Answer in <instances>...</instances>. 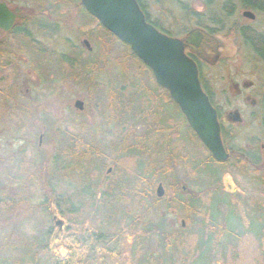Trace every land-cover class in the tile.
<instances>
[{
    "label": "rangeland",
    "instance_id": "1",
    "mask_svg": "<svg viewBox=\"0 0 264 264\" xmlns=\"http://www.w3.org/2000/svg\"><path fill=\"white\" fill-rule=\"evenodd\" d=\"M205 1L141 0L150 18L176 37H182L188 28L195 25L192 19L184 15L180 6L184 3L196 12L216 15L227 26L235 23L238 26L250 24L259 30L264 28V13L256 15L254 21L243 18L237 0H231L235 7L229 17L224 15L221 8L224 0H210L209 11L204 10ZM27 4L30 41L33 37L38 44L29 45L25 56L22 51H16L19 57L17 63L8 66L13 67L14 72L8 69V81L6 79L0 84V256L12 259L14 264H20L15 260L19 259L21 251L28 244H37L42 239L44 244L48 242L50 235L46 234L47 230L54 231L56 235L63 231L62 227H52L53 222H57L52 213L56 212L53 207H45L44 200L48 198L46 187L59 184L73 191L80 188L77 183L83 179H80L79 170L73 171L70 167L71 157L67 153L72 147L62 144L67 139L62 140L64 133L79 134L86 141L85 146L88 149L93 146L98 155L100 148L105 151L107 164L102 171L111 177L113 184L117 180L115 175L124 168V161L129 159L123 157V165L120 161L115 167L122 144L118 143L115 151L109 150L114 136L110 127L112 123L116 125L118 112L121 113L119 118L126 123L122 130L127 136V144H134L133 140L137 139L141 143L151 132L142 121L136 125L133 123L136 120L126 121L124 110L118 109L116 114L108 107L109 103L105 106V100L109 101L110 97L112 73L123 74L126 81L132 84L146 88L151 86L147 71L131 57L127 47L106 35L98 28L96 21L89 20L81 10L79 0H27ZM50 27L55 30L52 31ZM222 36L226 43L219 61L215 65L200 66L203 79L225 122L228 111L239 112L240 121L233 122L227 141L232 147L251 152L253 166L261 170L254 172L245 165L239 166L223 176V189L247 190L263 195L264 130L260 125L261 109L257 103L252 105L251 101L258 98V93L264 87V65L256 61L251 50L237 36L233 38L225 30H222ZM83 40L87 41L88 46L82 44ZM72 52L78 54L76 59ZM45 56H51V59ZM5 76L6 71L0 74V77ZM249 82H253L254 88L244 89V84ZM77 99L83 103L82 110L74 108ZM150 101L152 103L151 95ZM162 111L163 117H169V105H164ZM161 125L163 128L156 135L169 138V120ZM183 125L177 123V128L183 130ZM156 144L151 140L150 146L157 152L142 154L139 159L128 162L127 166H136L137 169L139 161L140 177H136L135 170V176L132 179L126 177V187H122V191L125 190L122 198L126 200L123 207L132 219L128 229L121 233V244L126 247L132 243L141 246L150 264H158L155 259L159 258L162 248L161 241L155 234L149 233L148 228L151 226L156 230L160 227L166 233L168 230L184 229L190 223L184 210L174 206L171 201L175 197L174 188L169 185L171 179L164 177L169 173L163 172V176L155 180L141 178L143 172L156 173L157 157L162 158L160 163L163 168L168 164L166 160L164 163L165 147ZM61 145L65 148L61 149ZM20 151L26 154L27 160V167L21 170L23 172L14 171L15 160L9 162V157L16 156L15 153L19 154ZM55 156V163H51ZM45 170H50L52 175H43ZM175 172L178 187L194 195L195 190L187 184L180 161ZM159 183L165 194L160 199L155 195ZM136 191L140 195H136ZM125 248L122 247V254L126 253ZM62 250L59 249L63 253ZM137 252V255H141V251ZM48 254L41 252L35 263L49 264L51 256L49 254L48 257ZM240 260L236 264H249L243 256H240ZM25 262H28V258Z\"/></svg>",
    "mask_w": 264,
    "mask_h": 264
},
{
    "label": "trees",
    "instance_id": "2",
    "mask_svg": "<svg viewBox=\"0 0 264 264\" xmlns=\"http://www.w3.org/2000/svg\"><path fill=\"white\" fill-rule=\"evenodd\" d=\"M137 3L148 22L161 32L174 36L150 18L141 0H137ZM237 3L241 9L264 10V0H237ZM210 4L211 1L206 0L204 10L209 11ZM180 6L184 15L192 19L196 25L208 27L218 23L216 15L196 12L185 3ZM234 7L231 0H224L221 8L226 16L234 11ZM81 10L89 20L96 21L82 6ZM97 25L106 35L119 41L101 25ZM246 42L255 46L258 51L263 48L261 43H254L250 39H246ZM123 45L127 47L131 57L138 60L147 71L151 86L146 88L139 84H132L126 81L123 74L112 73L110 97L109 101L105 100V106L109 103L108 107H111L116 114L118 109L119 111L124 110L126 121L136 120L133 121L135 125L142 121L147 124L151 132L147 133L143 142L140 143V139H137V141L133 140L134 144H127L125 141L127 136L122 130V126L126 123L125 120L119 118L121 113L118 112L116 125L112 123L110 127L111 131L113 129L114 136L111 139L109 150L115 151L118 143L122 144L119 146L121 153L115 162V167L120 161L123 165V157L129 159L124 161V168H121L119 174L115 175L117 180L113 184H111V177L108 174L104 175L102 171L107 164V159L104 158L105 151L100 148L101 153L98 155L93 146L89 149L85 146L86 141L82 140L79 134L64 133L62 140L67 139L66 143L62 144L72 147L69 153L65 152L68 157H71L69 158L70 167L73 171L79 170L80 179H83L77 183L80 188L73 191L74 189L70 190L67 186L59 184L46 187L48 198L44 200L45 207H53L56 212V214L52 213L53 219L57 220L56 223L53 222L52 227H62L63 231L56 235L54 231L47 230L46 234L50 235L48 242L44 244L42 239L37 244H28L15 262L36 264L34 260L42 252L50 254L51 258L48 254L49 264H107L108 262L112 264H150L141 246L137 247V244L132 243L126 247L121 244V233L126 228L128 229L132 219L123 207V202L126 200L122 198L125 192L122 190L126 187V177L132 179L135 176V170H137L136 177H140L139 161L137 169L136 166L135 168L127 166L128 162L139 159L142 154L156 151L150 146L153 140L157 143L155 146L165 147L164 163L167 161L169 164V174L164 177L171 179L169 185H173V193L175 192V197L171 198V201L174 202V206L184 210L190 221L186 228L168 230L166 233L160 227L156 230H153L151 226L148 228L147 231L155 234L161 241L162 249L155 262L158 264H236L241 261L240 256H243L245 261L248 259L249 264H264V194H256L247 190L244 192L224 191L222 184L223 176L237 170L239 166L245 165L247 169L250 168L254 172L261 171L260 168L253 166L254 157L251 152L241 150L247 155L245 159L235 155H229L225 161H216L212 158L189 127L168 92L157 85L151 70L135 56L128 45ZM72 55L75 59L78 57L76 52H72ZM198 70L201 86L211 104L216 107L202 79L201 67ZM166 104L169 105V117H163L162 114V107ZM260 107V125L264 130V95L260 97ZM168 120L169 138L156 135L159 134L157 131L160 132L163 128L161 124ZM180 122L184 124L183 130L177 128V123L180 124ZM220 133L227 150L229 148L227 133L223 130ZM61 146V149L65 148L64 145ZM15 155L9 157V162L15 160V167L12 166V168L14 167V171L23 172L21 170H24V166L27 167L26 154L20 151ZM55 159L56 156L51 163H55ZM161 159L157 157L155 160L158 163L154 167L155 174L143 172L141 178L155 180L158 176L162 177L161 172H165L166 168L162 167ZM179 161L187 178L185 179L187 184L195 190L194 195L186 193L183 187H178L175 171ZM43 175L51 176L52 172L45 170ZM135 194L140 195L137 191ZM122 247H126V253L122 254ZM60 248H63V253L59 251ZM138 250L141 251V255H137ZM26 258H28L27 263ZM13 262L10 258L0 256V264H14Z\"/></svg>",
    "mask_w": 264,
    "mask_h": 264
},
{
    "label": "water",
    "instance_id": "3",
    "mask_svg": "<svg viewBox=\"0 0 264 264\" xmlns=\"http://www.w3.org/2000/svg\"><path fill=\"white\" fill-rule=\"evenodd\" d=\"M79 3L97 24L129 46L151 70L157 85L168 92L212 157L225 161L229 153L221 140L216 109L201 87L195 62L185 53V47L191 44L200 49L208 35L199 28L190 29L184 39L167 35L146 20L137 0H79ZM244 15L251 17L252 13L245 11ZM74 106L82 110L83 103L75 100ZM232 117L240 121L238 112H233ZM156 195H163L161 185L157 186Z\"/></svg>",
    "mask_w": 264,
    "mask_h": 264
},
{
    "label": "flooded vegetation",
    "instance_id": "4",
    "mask_svg": "<svg viewBox=\"0 0 264 264\" xmlns=\"http://www.w3.org/2000/svg\"><path fill=\"white\" fill-rule=\"evenodd\" d=\"M245 11L251 12L252 16L249 17L244 15ZM259 13H264V10L242 9L240 15L243 18L254 21L256 19V15H258ZM229 16L231 15H226V17ZM40 22L41 21H39V23ZM217 22L218 23L215 26L208 27L205 25L202 26L195 24L194 26L188 28L185 31L184 35H182V37H178L180 39H184L187 35V32L193 28H199L208 35L209 38H203L200 49H197V47L192 44L185 47V53L195 62V64L197 65V69H199V67L204 64L215 65L219 61L222 54V49L224 48L226 43L225 37L222 36V30L231 33L233 38L237 36L242 41L244 46L251 50V52L255 56L256 61L264 65V28L262 30H259L250 24L238 26L235 23L227 26V24L222 21V19H217ZM29 23L30 16L27 0H0V74L5 73L6 71L7 75L5 77H0V84H2V82H4L7 77H9V73L7 72L8 69H11L12 72H14V68H8V66H15V64L17 63L16 60L19 57L17 56L16 51H22V55L25 56V54H27L26 49L29 47V45L37 46L38 44V42L33 37L32 42H30L31 38ZM40 24L43 26V23ZM50 29L52 31L55 30L53 27H50ZM246 39H250L254 43H261V45H263V48L258 51L255 46L253 47L251 44H248L246 42ZM84 41L86 40H83L82 44L86 46ZM23 56L20 57L23 58ZM45 57L46 59H51V56ZM244 85V89L254 88L253 82H249ZM262 95H264V87L258 93V98L256 100L252 99L251 104L256 105L257 103L259 105V108L261 109L260 97ZM214 108L216 109L217 117L220 123V132L221 130H223L228 134L229 130H231L232 128L233 122H237L232 119V113L238 111H228L226 113L227 121L225 122L222 119L223 116L220 109L217 106H214ZM227 145L229 146V148H227V150L225 147L224 148L229 153V155H234L236 153L237 157L239 158L245 159L247 157V155L243 151H241L239 148H235L234 146L232 147L228 141ZM165 172V174L169 173V164L166 165ZM161 173L163 175V171ZM159 185H161V183H159ZM164 195L165 194L163 190V196Z\"/></svg>",
    "mask_w": 264,
    "mask_h": 264
},
{
    "label": "bare ground",
    "instance_id": "5",
    "mask_svg": "<svg viewBox=\"0 0 264 264\" xmlns=\"http://www.w3.org/2000/svg\"><path fill=\"white\" fill-rule=\"evenodd\" d=\"M44 28H46V27L44 26ZM49 29H50V28H49ZM77 100H78V99H77ZM74 102H75V101H74ZM207 151H208V150H207ZM208 152H209V151H208ZM233 154H234V153H233ZM210 155H211V154H210ZM234 155H235V154H234ZM104 156H105V155H104ZM211 156H212V155H211ZM212 158H213V157H212ZM155 195H156V192H155ZM156 198H158V199L163 198V195L160 196V197L156 195Z\"/></svg>",
    "mask_w": 264,
    "mask_h": 264
}]
</instances>
